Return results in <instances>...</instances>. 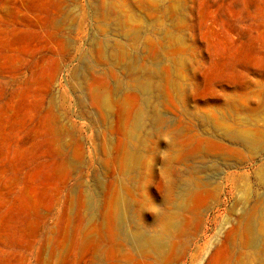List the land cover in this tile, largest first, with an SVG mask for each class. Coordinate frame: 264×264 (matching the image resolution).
<instances>
[{"label":"rangeland","instance_id":"rangeland-1","mask_svg":"<svg viewBox=\"0 0 264 264\" xmlns=\"http://www.w3.org/2000/svg\"><path fill=\"white\" fill-rule=\"evenodd\" d=\"M0 264H264V0H0Z\"/></svg>","mask_w":264,"mask_h":264},{"label":"bare ground","instance_id":"bare-ground-1","mask_svg":"<svg viewBox=\"0 0 264 264\" xmlns=\"http://www.w3.org/2000/svg\"><path fill=\"white\" fill-rule=\"evenodd\" d=\"M144 89L145 90H148V91H151L152 90V86H151V84H147V85H145L144 86ZM160 239H159V237L158 236H156V235H152V236H150V235H141V234H138V235H136L135 236V238H134V244L136 245V246H142V245H145V244H148V243H155V244H159L160 243V241H159ZM160 246V245H159Z\"/></svg>","mask_w":264,"mask_h":264}]
</instances>
